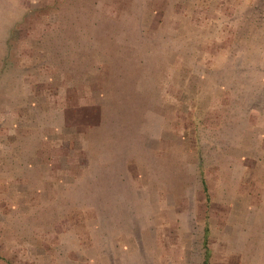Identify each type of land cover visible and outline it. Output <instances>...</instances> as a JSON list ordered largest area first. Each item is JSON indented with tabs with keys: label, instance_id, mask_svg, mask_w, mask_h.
<instances>
[{
	"label": "rangeland",
	"instance_id": "1",
	"mask_svg": "<svg viewBox=\"0 0 264 264\" xmlns=\"http://www.w3.org/2000/svg\"><path fill=\"white\" fill-rule=\"evenodd\" d=\"M29 4L35 37L42 39L39 33L46 29L57 30L45 36V42L38 40L32 51L19 45L16 75L6 73L16 84L2 88L0 100L5 178L10 169L24 177L33 145L41 148L52 131L48 126L55 125L59 126L55 135L64 143L58 148L63 159L76 156L80 161L82 178L70 180L67 189L76 188L71 186L75 182L80 191H88L95 183L93 158L76 152L74 146L82 143L88 150L89 125L100 123V116L110 111L109 122L145 124L150 130L161 118L165 121L164 105L171 101V92L178 113L177 158L192 151L194 158L198 155L211 168L210 163L224 159L232 149L225 137L232 140L239 135L241 154H264L262 133L249 128L254 120H264V0L255 4L250 0H32ZM30 61L33 65L28 67ZM54 72L59 73L60 89L49 83L55 81ZM223 91L232 94L226 98L230 110L242 114L234 117L235 124L227 121L219 129L216 115L201 111L207 105L211 110L221 108L223 102L217 98ZM250 109L260 110L261 116L245 112ZM184 126L188 131L180 132ZM187 173L184 179L189 178ZM6 182L0 202V264H203L201 229L194 224L162 230L163 239L168 237L172 244L160 243L153 225L128 231L127 221L119 226L121 221L115 222L110 213L95 211L96 197L81 195L76 211L70 200L77 197L67 195L65 207L53 212L48 224L35 226L41 215L34 210L12 213L10 197L3 192ZM224 199L228 195H221L218 205ZM42 229L44 233L36 234ZM261 232L258 229L257 238ZM25 235L34 240L31 257ZM38 252L44 259L35 256Z\"/></svg>",
	"mask_w": 264,
	"mask_h": 264
},
{
	"label": "crops",
	"instance_id": "2",
	"mask_svg": "<svg viewBox=\"0 0 264 264\" xmlns=\"http://www.w3.org/2000/svg\"><path fill=\"white\" fill-rule=\"evenodd\" d=\"M256 2L258 0H250L251 4ZM29 3H32V0H0V100L2 88L7 90V85L15 87L16 81L13 80L15 78H7L6 73L14 72L16 75L19 45L24 44L26 49L32 51L39 41L45 42L47 40L44 39L45 36L53 35L50 33L57 30L42 29L39 35L43 40L35 37L33 11ZM10 58L11 63L7 62L8 59L11 61ZM32 65L33 62L30 61L28 67ZM24 76L25 79L29 77L26 72ZM54 76L55 81L49 79V83L57 84L56 87L60 89L59 73L54 72ZM223 92L226 93L217 98L223 102L221 108L211 110L207 105L201 111L203 115H216L215 124L219 129L225 128L227 121L235 124L234 117L242 114L241 111L230 110L232 108L229 107L226 98L231 99L232 94ZM173 96L171 92L169 95L171 101L164 105L165 121L161 118L158 126L150 130V126L146 127L145 124L132 127L127 123L109 122L110 111L100 116V123L89 125L92 142L88 150L82 143L74 146L76 152L80 150L93 158L91 164L95 169V183L89 186L88 191H80L82 188L75 182L71 186L76 187L77 191L76 188L67 189L70 180L82 178L80 161L76 156L72 159L69 156L63 159L64 154L59 153L58 148L64 143L55 135L59 131V126H48L52 131L45 136L47 139L41 148L33 145L34 150L30 152L25 171L22 172L24 177H21V174H13L16 170L10 169L8 172L10 176L5 178L0 157V202L2 184L3 181H7V191L3 192L10 197L12 213L16 214L22 209L34 210L41 217L33 224L41 226L44 222L47 224L50 222L53 212L65 207L67 195L77 197L70 200V203L75 204L76 211L80 210L81 195H92L96 197L95 211L110 213L111 219L121 221L119 226H122V221L124 223L127 221V229L132 232H136L141 226L143 228L153 225L158 229L160 243L172 244L168 237L163 239L162 230L169 229L172 232L181 224L183 226L194 224V227L196 225L201 229L205 249L203 264H264V154L254 157L250 156L251 154H241L238 150L242 148L239 135L232 140L229 136L225 137L227 145L232 149L227 150L225 155L227 157L224 159L210 163L211 168L204 166L198 155L194 158L192 151L181 152L180 159L177 158L179 125L176 118L178 115L175 107L176 97ZM117 111L122 113L123 109ZM253 111L250 109L245 112L261 116L260 110ZM185 112L187 114V111ZM111 113H116V110ZM263 121L258 118L248 126L250 129H259L264 137ZM185 128L182 127L180 132H185ZM83 171L87 173L86 169ZM187 171L190 172L189 178L186 176L184 179ZM194 171L195 178L196 175L199 177L196 178L199 181L197 189H194L195 179L192 178ZM225 179L232 182L226 184ZM227 186L234 189L226 190ZM180 195L184 199L179 198ZM221 195H228V199H224L223 203L218 205ZM134 211L144 214H136ZM27 221L32 222V219ZM24 226L30 229L28 224ZM258 229H262L260 238L256 236ZM44 231L38 230L36 234L40 232L42 234ZM23 239L32 254L28 257L33 256L34 240L26 235ZM13 240L17 241V237ZM35 256L44 259L42 252Z\"/></svg>",
	"mask_w": 264,
	"mask_h": 264
}]
</instances>
